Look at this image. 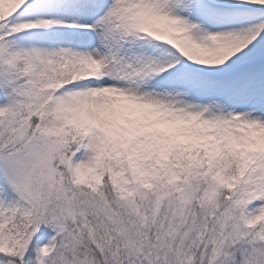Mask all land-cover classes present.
<instances>
[{"label":"snow or ice","instance_id":"6c2138e0","mask_svg":"<svg viewBox=\"0 0 264 264\" xmlns=\"http://www.w3.org/2000/svg\"><path fill=\"white\" fill-rule=\"evenodd\" d=\"M0 264H264V0H0Z\"/></svg>","mask_w":264,"mask_h":264}]
</instances>
